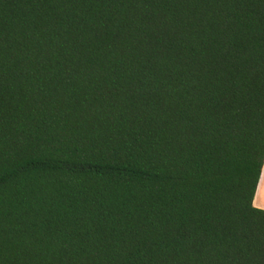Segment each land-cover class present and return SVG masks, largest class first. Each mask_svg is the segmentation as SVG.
I'll return each instance as SVG.
<instances>
[{
	"label": "trees",
	"instance_id": "1",
	"mask_svg": "<svg viewBox=\"0 0 264 264\" xmlns=\"http://www.w3.org/2000/svg\"><path fill=\"white\" fill-rule=\"evenodd\" d=\"M264 0H0V264H264Z\"/></svg>",
	"mask_w": 264,
	"mask_h": 264
},
{
	"label": "crops",
	"instance_id": "2",
	"mask_svg": "<svg viewBox=\"0 0 264 264\" xmlns=\"http://www.w3.org/2000/svg\"><path fill=\"white\" fill-rule=\"evenodd\" d=\"M254 207L260 210H264V168L255 195Z\"/></svg>",
	"mask_w": 264,
	"mask_h": 264
}]
</instances>
